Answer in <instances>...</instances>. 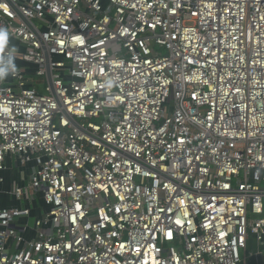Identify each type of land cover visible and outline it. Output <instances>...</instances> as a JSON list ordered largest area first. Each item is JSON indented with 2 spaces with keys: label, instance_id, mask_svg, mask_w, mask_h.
I'll return each mask as SVG.
<instances>
[{
  "label": "built area",
  "instance_id": "2783aa9c",
  "mask_svg": "<svg viewBox=\"0 0 264 264\" xmlns=\"http://www.w3.org/2000/svg\"><path fill=\"white\" fill-rule=\"evenodd\" d=\"M0 33V189L32 164L47 206L0 208V264L263 254L264 0H0Z\"/></svg>",
  "mask_w": 264,
  "mask_h": 264
},
{
  "label": "crops",
  "instance_id": "0c3cea01",
  "mask_svg": "<svg viewBox=\"0 0 264 264\" xmlns=\"http://www.w3.org/2000/svg\"><path fill=\"white\" fill-rule=\"evenodd\" d=\"M6 166L7 171L5 172V183L0 189V208H29L31 210L30 217L35 218L36 220V218H39L47 210V206L42 198V193L39 191H30V198L26 196L21 201L17 200L10 194L16 186L26 187L28 185L34 165L30 164L27 166H21L15 158L7 157ZM30 217L18 220V224L24 225L28 223L29 226ZM33 235L34 233L32 231L26 230V232H24L26 238H32ZM249 247V253L252 255L247 263L264 264V252L263 254H258L261 252V248H259L254 238H251Z\"/></svg>",
  "mask_w": 264,
  "mask_h": 264
},
{
  "label": "rangeland",
  "instance_id": "374dc122",
  "mask_svg": "<svg viewBox=\"0 0 264 264\" xmlns=\"http://www.w3.org/2000/svg\"><path fill=\"white\" fill-rule=\"evenodd\" d=\"M15 42H13L14 44ZM162 55H168V52H166L165 50H161ZM28 68H31L29 66H27ZM29 77H31L30 79H33L36 83L35 87L41 92V93H46L45 87L47 85L45 78L42 77H37L36 75H30ZM28 77V78H29ZM25 194L27 195V197L30 198V195L28 193L27 190H25ZM35 223V218L30 217L29 219V227H32Z\"/></svg>",
  "mask_w": 264,
  "mask_h": 264
},
{
  "label": "water",
  "instance_id": "95a60500",
  "mask_svg": "<svg viewBox=\"0 0 264 264\" xmlns=\"http://www.w3.org/2000/svg\"><path fill=\"white\" fill-rule=\"evenodd\" d=\"M46 73H47V81L48 84L52 90V93L54 94V90H53V80H52V70L50 67V57L49 55H47V64H46Z\"/></svg>",
  "mask_w": 264,
  "mask_h": 264
},
{
  "label": "snow or ice",
  "instance_id": "6c2138e0",
  "mask_svg": "<svg viewBox=\"0 0 264 264\" xmlns=\"http://www.w3.org/2000/svg\"><path fill=\"white\" fill-rule=\"evenodd\" d=\"M4 39V36L2 33H0V40Z\"/></svg>",
  "mask_w": 264,
  "mask_h": 264
}]
</instances>
